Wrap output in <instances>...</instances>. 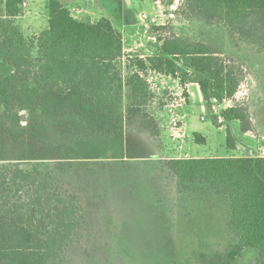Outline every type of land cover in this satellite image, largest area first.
<instances>
[{"label":"trees","instance_id":"trees-1","mask_svg":"<svg viewBox=\"0 0 264 264\" xmlns=\"http://www.w3.org/2000/svg\"><path fill=\"white\" fill-rule=\"evenodd\" d=\"M162 1L171 6L176 0ZM0 4V264H68L89 224L81 198L51 165L31 164L33 154L10 162L7 134L18 132L51 149L72 136L78 154L121 142L134 122L153 125L146 119L153 98L148 70L198 84L209 106L233 100L219 119L239 121L242 132L255 130L244 104L235 101L244 67L204 41L157 33L155 54L124 63L123 34L107 17L80 20L62 0H48V28L26 36L15 21L25 0ZM175 13L221 23L264 52V0H180ZM27 104L32 109L24 117L18 107ZM227 131V145L235 149ZM164 169L183 188H205L228 200L227 225L237 242L224 252L201 254L200 264H236L247 249L264 264L263 156L173 157Z\"/></svg>","mask_w":264,"mask_h":264},{"label":"rangeland","instance_id":"rangeland-1","mask_svg":"<svg viewBox=\"0 0 264 264\" xmlns=\"http://www.w3.org/2000/svg\"><path fill=\"white\" fill-rule=\"evenodd\" d=\"M47 1L26 0L23 15L15 19L24 35L34 36L48 28ZM62 1L80 20L109 18L123 34L124 63L155 54L159 46L156 34L166 31L204 41L222 56L236 59L246 75L240 100L257 136L244 134L237 120L219 122L222 110L233 101L209 106L196 86L190 95L173 77L152 70L147 72L153 98L146 119L153 125L134 122L127 126L121 142L100 143L78 154L71 145L76 142L72 136L61 138L51 149L18 132L7 134L10 162L33 154L31 164L51 165L59 180L84 204L89 224L72 248L68 264H200L201 254L226 251L237 242L227 225L228 200L205 188L181 187L164 165L171 157L236 153L227 145V129L239 144L255 149L264 143V52L256 44L232 36L221 23L208 25L196 16L176 14L180 0L171 6L162 0ZM4 14L0 4V17ZM164 24L168 26L165 31L153 29ZM180 91L188 98L186 105L171 111L177 108L170 105L176 101L174 93ZM18 109L26 117L32 105ZM197 136L205 140L197 141ZM236 264H258L256 252L247 249Z\"/></svg>","mask_w":264,"mask_h":264},{"label":"built area","instance_id":"built-area-1","mask_svg":"<svg viewBox=\"0 0 264 264\" xmlns=\"http://www.w3.org/2000/svg\"><path fill=\"white\" fill-rule=\"evenodd\" d=\"M25 5H26V3H25ZM155 72V71H154ZM157 73V72H156ZM245 81V80H244ZM244 81H243V83H244ZM243 83H242V85H243ZM241 85V86H242ZM241 86H240V88H241ZM240 88H239V90H238V92L236 93V95H235V101H238V102H241L242 104H243V100H240V97H241V95L242 94H240ZM174 95H175V100L176 101H174L173 103H171L170 105L171 106H173V107H177V108H172L171 109V111H174L173 109H179L180 107L182 108V107H184L185 105H186V101H187V97H186V95L184 94V92H182V91H180V92H176V93H174ZM229 101H233V100H229ZM234 102V101H233ZM204 118V117H203ZM219 122L220 123H222L223 122V120L221 119H219ZM179 129V132H175L177 135H180L181 134V132H180V130H181V127L180 128H178ZM261 139H263V141H264V138H261ZM249 155L250 156H263L264 157V143L263 142H260V144H258V146L255 148V149H252V150H250L249 151Z\"/></svg>","mask_w":264,"mask_h":264},{"label":"crops","instance_id":"crops-1","mask_svg":"<svg viewBox=\"0 0 264 264\" xmlns=\"http://www.w3.org/2000/svg\"><path fill=\"white\" fill-rule=\"evenodd\" d=\"M25 3H26V0H25ZM64 4H66V3H64ZM66 5L68 6V3ZM165 77H168V76L165 75ZM173 81L176 82L178 85H180L185 91H188L190 95L194 94V91H192V90H193V86H196L201 99H203V96H202V93L200 91V88H199L198 84H196V83H187L185 85H182L179 82V80H177V79H174ZM243 133L246 134V135L251 136L252 138H256L257 139V136L255 135V132L248 131V132H243ZM258 140L260 141V139H258ZM235 142H236V148H235L236 153H233V154H231L229 156H242V154H239V153H242V152H248L249 153L250 150L254 149L250 145L247 146V145H244V143L243 144H239V142L236 139H235ZM192 157H195V156H192ZM171 158H173V157H171ZM177 158H180V157H177ZM186 158H189V157H186Z\"/></svg>","mask_w":264,"mask_h":264}]
</instances>
